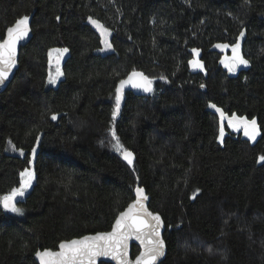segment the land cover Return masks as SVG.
I'll list each match as a JSON object with an SVG mask.
<instances>
[{"label": "trees", "instance_id": "trees-1", "mask_svg": "<svg viewBox=\"0 0 264 264\" xmlns=\"http://www.w3.org/2000/svg\"><path fill=\"white\" fill-rule=\"evenodd\" d=\"M24 15L34 38L0 96V196L25 169L34 178L22 214L0 202V264L110 232L137 188L165 225L162 264H264V0H0V37ZM236 43L248 63L231 72L220 61ZM133 71L152 91L125 94L113 116ZM210 104L255 119V141L224 120L221 142Z\"/></svg>", "mask_w": 264, "mask_h": 264}, {"label": "snow or ice", "instance_id": "snow-or-ice-1", "mask_svg": "<svg viewBox=\"0 0 264 264\" xmlns=\"http://www.w3.org/2000/svg\"><path fill=\"white\" fill-rule=\"evenodd\" d=\"M89 19L91 23L102 30V35L108 33V29L99 24L98 21ZM29 31V16L24 15L18 18L13 26L7 28L6 37H0V84L4 83L9 73L15 67L17 44L28 36ZM241 36H243V33H241ZM107 46L111 47L110 44ZM216 47L223 49L228 48L229 45L221 44L216 45ZM231 47L233 52L232 58L221 60L220 62L229 71L235 72L240 64L247 65L248 61L240 56L239 43ZM67 51L68 49L66 48L50 50L49 56L51 57L52 53H56L57 62L56 76L54 77L50 74V83H55L56 78L62 75L59 70V60ZM192 51L197 56L199 55L198 50L193 49ZM189 63L194 68L203 67L201 61L198 59H193ZM129 84L132 87L142 88L145 92L152 91V81L143 73L133 71L126 79L120 80L116 87V110L113 116L119 111L124 88ZM209 107L215 108L220 114L221 126L219 129V139L221 142L225 135L223 124L225 119H227L228 127L234 130L243 129L244 135L252 141H255L257 135H259L255 119L248 120L246 117L238 116L235 113H232L231 116H226L224 111L217 108L216 105L210 104ZM51 118L55 120L57 119V115L53 114ZM113 138L116 139L114 147L117 151H122L123 158L131 165L133 162V154L123 149L118 138L115 137L114 132ZM13 150H15L14 146ZM32 151L33 155H35V148ZM20 152L23 155L22 149ZM259 161L264 162V156H260ZM20 177V187L13 188L8 194L0 196V202H2L5 208L22 214V210L17 208L14 202L17 197L23 196L27 188L31 186L34 173L30 169H25L20 173ZM136 193L137 197L135 201L129 204L128 208L120 212L116 217L112 231L98 232L92 236H83L79 239L62 241L59 244V251H52L50 249L37 251L36 256L40 264H95V260L99 256H111L118 264H156L157 258L164 254V241L160 238L162 221L158 214H153L146 209L144 201L147 200V196L144 195V190L137 188ZM132 237L139 240L144 249L135 258L134 262L128 260V240Z\"/></svg>", "mask_w": 264, "mask_h": 264}, {"label": "water", "instance_id": "water-1", "mask_svg": "<svg viewBox=\"0 0 264 264\" xmlns=\"http://www.w3.org/2000/svg\"><path fill=\"white\" fill-rule=\"evenodd\" d=\"M29 27H30V31H29L28 36L25 37L23 40H21L17 44V50H16V65H15V67L9 73L8 78L4 81V83L3 84H0V96L3 95L6 92V90L9 88V86L12 83V81L14 80L17 72L19 71V60H20V54H21V52L26 47H28L31 44V42L33 41V38H34L33 31L31 29V26L30 25H29ZM4 37H6V33H5V36ZM55 65H57V62H55ZM127 93H132L133 95L138 96V97H147L148 95H150L151 92H145L142 88L132 87V85L129 84V85H126L125 86L124 91H123L122 98ZM207 112H209L211 114H214V115H216V116H218L220 118V114L216 111L215 108L208 107L207 108ZM225 120L227 121V119H225ZM220 123H221V121H220ZM39 140H41V138H39ZM123 161H124V163L129 168H132L133 163H134V158H133V162H132L131 165H129V163L124 158H123ZM144 195L147 196V193H146L145 190H144ZM136 197H137V193H136V190H135V192H134V201H135ZM22 198H23V196L16 198V201L14 202L16 207L18 206V204L20 203V201H21ZM149 203H150V198L147 196V200L144 201V205H145L146 209L150 212V210H149ZM2 208L6 212H12L11 209L5 208L3 206V204H2ZM161 221H162V226L160 228V238L163 240V236H164V233H165V225L163 223L162 218H161ZM111 231H112V229H111ZM133 248H137L138 255L144 250L143 249V246L140 243V241L137 240L135 237H132V238H130L128 240V260L131 261V262H134L135 261V258L138 256L137 255L135 258L132 257V249ZM56 251H59V246H58V248H57ZM166 256H167V248H166V245H165V242H164V254L162 256H160V257L157 258L156 264H162L165 261ZM34 262H35V264H40V261H39V259H38V257L36 255L34 256ZM95 264H118V262L116 260L112 259L111 256H99V257L96 258Z\"/></svg>", "mask_w": 264, "mask_h": 264}, {"label": "rangeland", "instance_id": "rangeland-1", "mask_svg": "<svg viewBox=\"0 0 264 264\" xmlns=\"http://www.w3.org/2000/svg\"><path fill=\"white\" fill-rule=\"evenodd\" d=\"M232 56H233V52H231V55H230L228 58H226V59H231ZM196 59H197V57H196ZM54 60H56V54H55V55L53 56V58H52V63L54 62ZM60 60H61V63H62V61L64 60V57L62 56V58H60ZM191 67H192V71H193V72L199 71V69H200V68H194L193 66H191ZM243 67H245V65H244V64H240V65L236 68V70L242 69ZM225 68H226V67H225ZM227 69H228V68H227ZM59 70H60V72H61V69H60V63H59ZM56 71H57V68L55 67L54 70H53V76H54V77L56 76ZM61 77H62V75H60L58 78H56V80H55V84H56L58 81L61 80ZM239 132H240V134H241L243 137H245V138H247L248 140H250L248 137H246V136L244 135L243 129H240ZM250 141H251V142H254V141H252V140H250ZM27 189H28V188H27Z\"/></svg>", "mask_w": 264, "mask_h": 264}]
</instances>
